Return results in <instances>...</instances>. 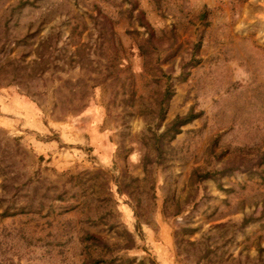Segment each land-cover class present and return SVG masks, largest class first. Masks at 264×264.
I'll list each match as a JSON object with an SVG mask.
<instances>
[{
  "label": "rangeland",
  "instance_id": "obj_1",
  "mask_svg": "<svg viewBox=\"0 0 264 264\" xmlns=\"http://www.w3.org/2000/svg\"><path fill=\"white\" fill-rule=\"evenodd\" d=\"M0 264H264V0H0Z\"/></svg>",
  "mask_w": 264,
  "mask_h": 264
},
{
  "label": "trees",
  "instance_id": "obj_2",
  "mask_svg": "<svg viewBox=\"0 0 264 264\" xmlns=\"http://www.w3.org/2000/svg\"><path fill=\"white\" fill-rule=\"evenodd\" d=\"M177 120L173 121L170 125L171 127H174V129H178L179 127V124L178 121H179V117L176 118Z\"/></svg>",
  "mask_w": 264,
  "mask_h": 264
}]
</instances>
